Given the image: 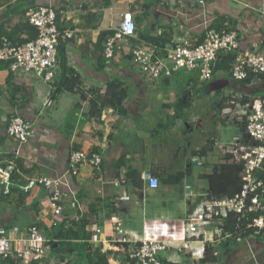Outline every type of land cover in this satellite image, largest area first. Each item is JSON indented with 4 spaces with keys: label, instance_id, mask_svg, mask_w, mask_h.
Here are the masks:
<instances>
[{
    "label": "crops",
    "instance_id": "1",
    "mask_svg": "<svg viewBox=\"0 0 264 264\" xmlns=\"http://www.w3.org/2000/svg\"><path fill=\"white\" fill-rule=\"evenodd\" d=\"M40 5L57 11L61 31L73 32V36L60 38L54 82L25 72L13 73L7 63L0 66V166H16L8 191L4 185L0 187V228L22 230L38 225L51 239L44 258L30 264H136L134 251L140 242L117 241V220L127 234L166 241L167 248L159 257L168 264H264V234L236 233L225 226L232 233L226 236L210 226L198 236L186 229L187 216L210 192L203 177L207 172L200 179L208 186L201 183L200 192L186 181L193 175V156L204 157L201 166L210 172L214 164L223 162L218 145L244 142L247 134L223 144L216 137L203 143L189 141L192 150L186 158L185 148L171 147L174 137L185 141L190 131L222 118L218 102L227 94L242 93L252 102L264 99V76L245 84L233 79L231 68H222L210 81L202 82L198 70L181 69L171 77L152 79L131 60V51L137 46L164 56L183 40L200 43L207 27L238 31L241 52H264V0H206L204 4L199 0H0V40L29 41L25 29L28 12ZM126 12L133 13L135 34L107 59L106 41ZM62 58L79 74L81 85L54 97ZM112 81L126 88L125 100L117 106L107 103L94 114L93 96L103 101ZM203 96L212 98L208 111L212 118L191 111ZM16 116L33 122L32 136L19 154L17 141L8 134ZM74 151L99 153L101 170L83 163L73 172ZM144 172L159 178L157 188L143 179ZM43 177L64 182L57 209L51 201L54 187L37 182L24 188ZM122 178L125 183L114 182ZM187 185L195 197L189 196ZM82 219L89 221L81 231L83 236H56L60 226L79 234ZM11 234L24 235L20 231ZM102 256L106 259L100 260ZM0 264L24 263L0 257Z\"/></svg>",
    "mask_w": 264,
    "mask_h": 264
},
{
    "label": "built area",
    "instance_id": "2",
    "mask_svg": "<svg viewBox=\"0 0 264 264\" xmlns=\"http://www.w3.org/2000/svg\"><path fill=\"white\" fill-rule=\"evenodd\" d=\"M206 0H199L204 4ZM28 22L38 30V36L25 43H14L9 38L0 40V66L7 63L13 72H25L54 82L59 69V42L60 38L73 36L72 31H61L57 24V11L48 5L34 6L29 9ZM136 24L132 12L123 14V19L115 33L110 36L105 44L104 54L107 59L113 58L123 49L122 43L128 36L135 34ZM240 34L233 29L218 30L207 27L204 39L193 44L183 40L171 46L164 56L155 52H147L142 47H135L131 51V60L135 67L152 79L171 77L175 72L184 69L187 71L198 70L202 82L213 78L215 67L222 54L235 53L231 75L234 80L240 81L253 74L254 78L264 76V52L239 51ZM227 106L220 113L226 121L239 122L244 125L247 140L234 141L225 146L218 145L226 160L227 155H232L236 162L242 164L241 177L243 186L234 196L207 194L199 204L189 213L186 219L187 232L198 236L207 227L213 226L218 233L231 236L225 231V222L231 212L239 214L243 225L236 233L252 231L256 235L264 234V99L253 102L242 93L227 94ZM33 122L16 116L8 126V134L18 143L19 154L23 145L27 144L32 136ZM192 161L204 165L205 159L195 155ZM102 156L99 153L88 154L84 151H74L71 155V168L77 172L81 164L87 163L96 170H101ZM215 165V164H214ZM16 166L10 163L0 166V187L5 186L6 192L11 183V176ZM143 179L148 181L152 188L160 184L159 178L151 172H144ZM37 182L48 188L54 187L51 193L52 206L58 208L64 192L61 189L62 180L43 177L32 180L24 186L26 190ZM116 184L125 183V178L115 179ZM66 184V183H65ZM186 188L189 196L195 197L196 193L190 185ZM57 225V223H54ZM115 229L120 238L117 241L137 243L134 251L136 264H168L164 262L159 253L167 248V242L159 238H138L137 234H127L122 223L116 221ZM12 231V232H11ZM20 231L24 235L15 237L13 232ZM101 229H98L100 232ZM51 247L48 239L38 225H31L24 229L14 227L11 229L0 228V257L2 259L16 258L24 264L32 260L44 258Z\"/></svg>",
    "mask_w": 264,
    "mask_h": 264
},
{
    "label": "trees",
    "instance_id": "3",
    "mask_svg": "<svg viewBox=\"0 0 264 264\" xmlns=\"http://www.w3.org/2000/svg\"><path fill=\"white\" fill-rule=\"evenodd\" d=\"M25 29L28 31V38L27 40H33L38 36V30L35 26L27 23ZM26 41V40H25ZM235 53L229 54H222L217 62L215 67V72L219 69H228L231 68L232 61L234 58ZM214 72V73H215ZM254 75H249L246 79L240 80L242 83L247 84L248 82L252 81ZM81 85V78L79 74L76 72L75 69L71 68L65 58L61 59V71H60V78L54 84L55 90L53 92L54 97L60 94L63 91H75ZM127 95L126 88L121 85V83L117 81H112L108 85V90L105 95V99L101 100L100 96H93L92 98V110L94 114H99L100 109L105 104H111L114 106L120 105L123 103ZM245 96V95H244ZM246 97V96H245ZM246 99H248L246 97ZM229 99L223 97L218 102V111L221 113L222 110L228 105L227 101ZM242 164L236 162L233 159L232 155H227L226 160L224 162L215 164L212 170L206 174H203V177L206 178L209 182V190L210 195H225V196H234L239 193L243 186V180L241 177L242 172ZM178 179V178H176ZM175 179V180H176ZM174 180V179H173ZM89 221L87 219H82L81 227L77 234L76 232L73 233L72 229L64 230L63 227H58L56 236L58 238L65 237V238H72L81 237L84 231L85 225ZM242 221L239 220V214L235 212H231L226 221V228L230 230L237 231L242 226ZM247 234V233H246ZM73 237V238H75ZM117 246V245H116ZM127 247V245H126ZM106 259V256L100 258V260ZM102 262V261H101Z\"/></svg>",
    "mask_w": 264,
    "mask_h": 264
},
{
    "label": "rangeland",
    "instance_id": "4",
    "mask_svg": "<svg viewBox=\"0 0 264 264\" xmlns=\"http://www.w3.org/2000/svg\"><path fill=\"white\" fill-rule=\"evenodd\" d=\"M211 100H212L211 97L203 96L201 98V101L197 103L196 106L193 107L191 111L195 110V111L202 113L203 117L204 115L205 116L208 115L210 117L211 114H209L208 111L210 110L209 108L212 105ZM222 118L220 117L218 119L216 118L214 119L213 123H210L209 125L205 124L201 127H197V129H195L193 132L190 131L187 134V138H185V141L180 140L178 138L177 140H175L177 136L174 137V142H173L174 144H172L171 147L173 149H175V146L185 148V150L188 151L187 154H185V158H186L187 156L190 155L191 153L190 150H192V148L188 146L189 141L191 142V141L198 140L199 142L203 143L209 137H216L220 140L219 142L223 144V143L231 141L237 135H240V134L246 135L245 130L243 129V126L241 123L233 122V121L226 123L222 120ZM185 126H186V122H185ZM215 154L219 155V149L216 150ZM181 160H183V158H181ZM209 160H206V162ZM186 162L187 161H185V163L182 164V167H181L182 169L184 168ZM192 168H193V175H190V176L188 175L186 181L192 184L195 187L197 192H200L202 190L200 189L201 183L207 184L206 181L205 182L201 181L202 179H200V176L203 173H206V172L208 173V169H207V166H201L197 163H193Z\"/></svg>",
    "mask_w": 264,
    "mask_h": 264
}]
</instances>
